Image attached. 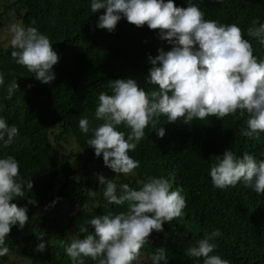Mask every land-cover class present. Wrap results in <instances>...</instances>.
Instances as JSON below:
<instances>
[{
  "label": "trees",
  "instance_id": "trees-1",
  "mask_svg": "<svg viewBox=\"0 0 264 264\" xmlns=\"http://www.w3.org/2000/svg\"><path fill=\"white\" fill-rule=\"evenodd\" d=\"M92 0H0V33L2 26L22 21L24 27H36L46 35L58 63L53 66L55 80L40 82L35 75L16 63L13 49L0 39V118L16 126L19 135L8 147L0 141V158L13 156L20 166V180L33 183L24 197H13L11 203L27 208L28 223L23 228L13 225L3 246L8 247L0 264H72L65 245L87 228L94 216L118 214L124 205L109 204L103 196L104 186L97 174L117 184L127 183L139 189L149 178L169 180L172 190L179 189L186 200L183 216L165 222L163 231H153L149 242L133 264H152L157 248H165L168 264H203V258L186 254L200 239L219 230L210 255H219L229 264H264V194L239 182L235 187L213 186L210 168L226 149L237 156L249 153L264 160V133L259 140L243 135L247 117L205 121L194 119L168 122L161 116L156 128H147L145 137L129 155L140 162L133 175H116L105 166L87 144L92 132L85 134L79 121L87 118L90 128L103 121L95 118L99 94L111 95L110 81L134 79L146 92L157 86L147 83L153 67L150 57L173 47L161 39L158 29L147 24L137 27L121 15L115 29L98 27L99 16L106 9L91 12ZM166 2V0H165ZM177 7L197 5L205 19L220 24H237L244 32L258 60H264V44L247 35L253 21L264 23V0H173ZM34 21V23H33ZM20 25V24H19ZM198 47V46H197ZM16 80L17 88L8 99V87ZM164 128L161 138L156 129ZM126 136L130 129L119 126ZM96 196L90 197L89 192ZM35 200L36 203H29ZM99 204V207L96 204ZM43 236L48 247L37 252ZM0 246V247H3ZM85 264H98L85 258Z\"/></svg>",
  "mask_w": 264,
  "mask_h": 264
},
{
  "label": "clouds",
  "instance_id": "clouds-1",
  "mask_svg": "<svg viewBox=\"0 0 264 264\" xmlns=\"http://www.w3.org/2000/svg\"><path fill=\"white\" fill-rule=\"evenodd\" d=\"M100 9H106L97 25L102 29L113 31L123 15L137 27L147 24L150 29H158L160 38L173 45L171 50L159 49V55L150 57L153 67L147 83L157 86L156 89L146 92L131 78L110 81L112 94L101 92L95 111V118L103 122L90 128L87 118L80 119L82 132H92L87 144L94 148L97 157L102 154L105 166L116 175H133L140 162L129 152L144 139L149 126L156 128L161 116L168 122L182 120L186 124L194 119L205 121L211 116L222 120L227 116L238 120L247 117L243 135L259 140L264 133V60L254 55L251 42L237 24L207 20L197 5L177 7L173 0H92L91 12ZM9 32L11 57L16 63L26 67L40 82L52 83L53 66L59 57L50 39L33 26L12 24ZM247 35L264 44V23L253 21ZM3 84L4 75L0 73V85ZM17 88L19 85L13 80L8 87V99ZM119 126L130 129L127 136L118 130ZM156 131L161 138L165 135L162 127ZM18 135L16 126L10 127L0 118V141L4 147L11 145ZM209 174L218 189L243 182L257 195L264 194V160L257 161L247 152L237 156L226 149L222 157H217ZM97 176L109 204L127 203V209L115 215L94 216L89 221L94 233L81 228L80 233L87 234L65 245V252L72 264H85V258L98 264H133L153 231L161 232L165 222L182 218L186 200L163 177L149 178L138 190L127 183L121 184L118 195L116 182L102 174ZM19 178L18 161L11 155L0 158V246L5 244L13 225L23 228L29 220L27 208L11 203L13 197L25 196V185L30 190L33 187L30 179L25 182ZM88 195L94 198L96 193ZM219 235V230L206 235L196 246L189 247L186 254L202 257L203 264H229L219 255H210L217 247L210 241ZM37 239L40 243L35 250L43 253L48 243L43 236ZM8 252V247H0V257ZM151 260L152 264H168L165 248H157Z\"/></svg>",
  "mask_w": 264,
  "mask_h": 264
},
{
  "label": "rangeland",
  "instance_id": "rangeland-1",
  "mask_svg": "<svg viewBox=\"0 0 264 264\" xmlns=\"http://www.w3.org/2000/svg\"><path fill=\"white\" fill-rule=\"evenodd\" d=\"M12 24H18V23H11ZM20 25L24 26L22 21L19 22ZM9 28L8 26H2V30L0 33V39L3 41V43H5V45L10 44V39H11V34L9 32Z\"/></svg>",
  "mask_w": 264,
  "mask_h": 264
}]
</instances>
